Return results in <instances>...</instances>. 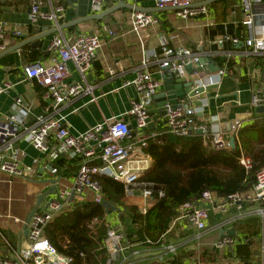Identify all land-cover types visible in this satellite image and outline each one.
Wrapping results in <instances>:
<instances>
[{"label":"built area","instance_id":"1","mask_svg":"<svg viewBox=\"0 0 264 264\" xmlns=\"http://www.w3.org/2000/svg\"><path fill=\"white\" fill-rule=\"evenodd\" d=\"M45 0H33L29 20L37 25L41 21L50 22L59 26V20L64 17V6L50 5L49 11H42ZM93 14L101 13L106 4L111 1L128 0H90ZM209 0H156L158 10L174 8L175 16L181 20H193L209 17L212 13L209 5L203 4ZM232 16L235 27L234 35L230 33V24H225V33L217 36L212 44L219 48L226 45L237 47L242 45L248 50V55L260 57L264 64V0H236L232 5ZM159 19L151 12L134 10L132 13L133 31L154 26ZM212 24L211 26H213ZM229 25V26H228ZM241 27V28H240ZM7 25L0 22V53L5 51ZM113 35L110 29L106 32ZM21 32L16 35L21 36ZM177 38L174 34L163 37L160 41V52L145 54L143 67L152 62H157L160 68H170V73L185 79L193 84L196 93L190 100L181 101V107L171 108L167 105L159 118V123L154 130H150L151 115L149 107L160 91L162 82L156 79L149 70L140 72L137 77L127 85L135 87L137 98L132 101V108L126 117L133 118L136 127L123 118H113L105 123L88 128L85 132L73 134L67 123L66 117L61 115V107L69 104L74 99L88 94L92 88L86 86V73L89 72L97 59V54L103 46V37L100 33L79 34L65 37L62 33L56 35L47 47L49 58L47 63L35 62L23 66L24 80L37 82L43 89L44 102L47 104L40 114H35L33 108L22 96L15 98L12 112L0 116V171L10 178H36L38 167L42 166L44 172L51 175L54 180L59 179L62 166L61 161L79 160V170L74 186L71 190L57 187L55 192L46 197L45 209L35 212L29 223L28 245L11 256L0 257V264H71V258L59 253L58 249L46 236V228L61 214L72 210L78 198L102 204L104 192L101 184L94 179L100 175L111 178L125 185V198L140 195L143 202L136 204L140 212L146 215L149 208L155 204V193L159 198L165 196L163 189H155V185L142 182L154 164V159L148 150L151 142H161L172 136L186 138L203 130L209 136L212 147L216 151H225L232 148L231 139L237 137L240 130L251 124L258 114L256 109L264 107V65L251 67L248 80L251 84L250 113L247 118L235 119L228 124V129L208 133L206 125H198L197 117L202 112V107H196L195 102L201 100L208 88H220L224 76L227 75L228 63L218 66L215 72L210 71V62H203L204 54L193 52L185 47L170 48ZM199 46H203L199 44ZM233 52H226V60L232 59ZM72 64L79 73V82H68ZM192 65V72L187 67ZM11 82L0 84V96L14 89ZM204 90L203 93L198 92ZM236 105L241 106L240 91ZM203 103V101H202ZM207 102L203 103V107ZM25 141L43 155L42 159L36 158L31 166H24L23 161L27 154L18 147V143ZM240 164L247 171L253 167L252 159L242 154ZM157 191V192H156ZM73 199H72V195ZM247 208H250L249 210ZM252 213L264 219V168L258 173L256 183L246 192L234 193L222 197L212 191H204L195 201L185 202L180 205L173 217L171 224L186 223L193 227L195 236L201 238L210 229L212 216H223L224 219L213 223L217 230H223L225 225L242 219ZM109 225V223H108ZM166 231L167 235L171 229ZM235 241L225 231L221 236L217 248L231 247ZM149 252H154L153 247L158 244L148 240ZM104 246L111 258V264H133L135 257L143 254L127 245L119 233V227L110 228ZM139 246V245H138ZM161 247V246H159ZM158 250V249H157ZM175 247L162 246L160 251L175 253ZM129 252L128 255L126 252ZM159 251V250H158ZM148 252V253H149ZM158 253V252H155ZM162 253V252H161Z\"/></svg>","mask_w":264,"mask_h":264},{"label":"crops","instance_id":"2","mask_svg":"<svg viewBox=\"0 0 264 264\" xmlns=\"http://www.w3.org/2000/svg\"><path fill=\"white\" fill-rule=\"evenodd\" d=\"M200 1L202 0H196V2ZM217 2L209 5L212 13L209 17L187 21L177 18L173 10H158L156 0L125 1L129 8L122 7L124 5L121 1H111L99 14H93L90 0H45L42 11H49L51 4L66 8L64 17L59 20V26H56L44 21L37 25L31 24L29 15L33 0H0V22L7 25L6 49L2 53L9 52L0 58V84L8 81L15 86L14 89L0 96V116L12 112L15 98L18 96H22L32 106L35 114L43 111L47 105L43 99L44 89L42 88L41 96L35 82L24 80L22 70L23 66L31 63V60L47 63L49 54L46 50L56 35L62 33L65 37H69L100 33L103 37V46L97 54L93 68L86 73V86H90L92 90L62 106L60 113L66 117L73 134L83 133L88 128L105 123L107 120L123 117L134 129L136 124L133 118L126 117V114L130 112L132 101L137 98V92L134 86L127 84L132 82L140 72L149 70L156 79L162 82L157 94L164 91L166 72L157 62H152L145 68L142 64L145 54L160 52V41L163 37L174 34L177 38L171 43L170 48L174 50L177 47H185L196 53L201 52L205 55L204 59L209 60L210 65L218 67V61L225 59L226 52H233L231 61L234 65L224 76L221 87L208 88L206 93L200 97L201 100L198 99L195 102L196 107H202V112L197 117L198 125H206L208 133L228 129L230 122L247 118V114L250 113L251 84L248 80V72L251 67L260 68L264 64L260 57H254L253 60L252 56L246 54L248 50L242 45L237 47L226 45L221 49L211 43L218 35L212 36L211 31L221 25L225 33V24H230L234 20L233 16V19L230 18L226 5ZM134 10L153 13L159 19V23L134 32L132 24ZM102 14L103 18L85 20L88 17ZM212 24L214 25L211 26ZM36 26L47 28L48 32L53 30L56 32L44 39L43 47L37 49L38 51L31 45H26L18 51L10 52L15 46L31 38L33 28ZM108 29L114 32L112 36L106 33ZM18 31L22 33L21 36L16 35ZM32 54L34 56H31ZM69 67L71 76L68 82H79L81 77L76 68L72 64ZM210 71L215 72L211 68ZM174 78L182 79L177 76ZM183 80L188 84V81ZM238 91H240L241 106L236 105ZM199 101L200 104H198ZM202 101L207 102V105L203 107ZM160 109L161 107L155 101L149 107L150 130L156 129L159 123V118L163 114ZM205 138L209 139V136ZM18 147L27 154L23 161L24 166H31L34 159L43 158L40 152L25 141L19 142ZM63 161L65 163L61 165L63 170L59 178H66L65 188L71 190L80 161ZM48 180L54 179L43 171L42 166L38 167L36 178H10L0 171V257L11 256L14 252L27 247L28 233L26 230H29L27 220L33 210L39 212L45 209L49 198H46L39 206L37 202L40 195L51 190L52 185L47 182ZM61 183L60 180L57 187H61ZM32 187L37 190L32 192ZM142 202L138 193L132 198L123 199V204L128 206L127 210ZM118 213L113 212L106 216V221L112 229L120 226ZM216 221L218 217L212 216L211 229L201 238L195 236V231L189 224L183 222L176 225L171 224V231L161 238L158 246L153 247V251L158 254L134 261L133 264H166V262L172 264H264V219L249 213L239 221L225 225L223 230L231 235L232 231L235 233L231 236L235 243L231 247L222 248L215 246L222 236L221 231L213 227ZM170 245L175 247V253L160 251L162 246ZM240 246H245L247 249L242 248L239 252ZM132 249L143 254L149 252L147 248L138 245L132 246ZM128 254L127 251L123 257Z\"/></svg>","mask_w":264,"mask_h":264},{"label":"trees","instance_id":"3","mask_svg":"<svg viewBox=\"0 0 264 264\" xmlns=\"http://www.w3.org/2000/svg\"><path fill=\"white\" fill-rule=\"evenodd\" d=\"M217 3L228 8L227 0ZM229 16L233 19L232 9ZM228 28L234 35L233 24L230 23ZM223 33L221 25L211 31L212 36ZM224 63H228L229 70L234 65L226 58L218 61L220 67ZM35 86L41 95L42 87L37 82ZM148 153L152 155L154 164L141 181L154 184L156 190L163 189L165 196L159 198L155 193V204L146 215L136 205L131 206L129 212L121 210L119 203L123 204L125 199V185L96 175L94 179L103 188V203L90 200L74 202L72 210L55 218L46 228L47 238L59 253L71 258V264H111L104 241L110 230L106 216L113 207L119 209L115 211L119 212V233L127 245L147 247L150 240L156 246L166 234L177 208L185 202L199 199L204 191L225 197L250 190L264 168V114H257L251 124L240 130L234 149L216 151L209 139L195 134L186 138L169 136L159 143L151 142ZM242 154L253 161L249 171L240 164ZM64 163L60 162L61 165ZM242 248L246 247L240 246L239 252Z\"/></svg>","mask_w":264,"mask_h":264},{"label":"water","instance_id":"4","mask_svg":"<svg viewBox=\"0 0 264 264\" xmlns=\"http://www.w3.org/2000/svg\"><path fill=\"white\" fill-rule=\"evenodd\" d=\"M216 1H219V0H209V1H206L204 2L203 4L205 5H210ZM121 4L124 5L122 7H126V8H129V6H127L125 4V1H121ZM167 11H170V10H175L174 8H169V9H166ZM103 15V14H102ZM98 15V16H92V17H88L86 18L85 20L86 21H91V20H97V19H100V18H103L104 15ZM84 20V21H85ZM80 21H83V20H80ZM75 24H78V22H75ZM49 30L47 28H42V27H39V26H36L33 28V36L29 39H26L24 42H22L21 44L15 46L14 50L10 51V52H13V51H18L20 49H22V47L26 46V45H31L33 48H36L37 49H41L43 47V44H44V39L49 36L50 34L56 32V31H51V32H48ZM23 38H26V36H22ZM38 51V50H37ZM9 52H5V53H2L0 54V58L5 56L6 54H8ZM203 62H209V60H203ZM210 68L212 71H217L219 68L217 66H214L213 64L210 65ZM165 73V77H164V91L157 94L154 98V101L158 104V106L161 107V111L163 112L165 109H166V106L169 105L171 106V108L175 109V108H178V107H181V101L183 100H190L191 97H194L196 93L192 91H188L189 89H192L193 88V84L190 82V83H185L183 79H176L174 78V75L172 73H170V68H165L163 70ZM187 71L189 73L192 72V65H189L187 67ZM198 92H201L203 93L204 90H199ZM256 112L258 114H264V107H259L256 109ZM130 128L132 129V126H130ZM196 134L198 135H203V130H197L196 131ZM231 145H232V148L234 149L235 146H236V140L235 138H232L231 139ZM49 184L52 185L51 187V190L48 191L47 193L45 194H42L39 196L38 198V202H37V206H39L40 204L43 203V201L46 199V197L52 195L55 190H56V184L59 182V179H56V180H48L47 181ZM73 196L74 194L72 195V199H73ZM110 206L108 205L107 208H109ZM115 211H119L118 208L116 207H113L112 208V211L110 212L113 213ZM35 214V210H33V212L30 214L28 220H27V225H29V223L31 222V219L33 217V215ZM26 233H29V230H26ZM222 235H225V230H221L220 232ZM230 236H233L235 235V233L232 231V235L229 233ZM158 253H155V252H149V253H145V254H140L139 256L135 257L134 261H138V260H141V259H146V258H149V257H152V256H156Z\"/></svg>","mask_w":264,"mask_h":264},{"label":"rangeland","instance_id":"5","mask_svg":"<svg viewBox=\"0 0 264 264\" xmlns=\"http://www.w3.org/2000/svg\"><path fill=\"white\" fill-rule=\"evenodd\" d=\"M227 4H228V10H231L232 9V5L236 2V0H227ZM198 104H200V101L198 102ZM61 187H59V188H61V189H63V190H68L67 188H65V184H66V182H67V179L66 178H62L61 179ZM37 190V188H31V191L33 192V191H36ZM78 200L79 201H85L86 199L85 198H78ZM125 206V207H123V206ZM119 206H120V208L122 209V210H125V211H127V212H129L128 210H127V208H128V206L127 205H124V204H121V203H119ZM129 208H131V207H129ZM222 219H224V217L223 216H219L218 217V221H220V220H222ZM262 257H263V253H262Z\"/></svg>","mask_w":264,"mask_h":264}]
</instances>
